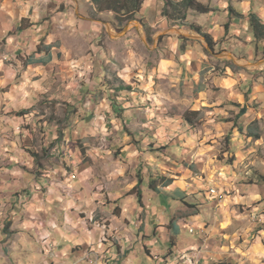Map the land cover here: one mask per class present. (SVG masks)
<instances>
[{
	"label": "clouds",
	"instance_id": "clouds-1",
	"mask_svg": "<svg viewBox=\"0 0 264 264\" xmlns=\"http://www.w3.org/2000/svg\"><path fill=\"white\" fill-rule=\"evenodd\" d=\"M0 264H264V0H0Z\"/></svg>",
	"mask_w": 264,
	"mask_h": 264
}]
</instances>
